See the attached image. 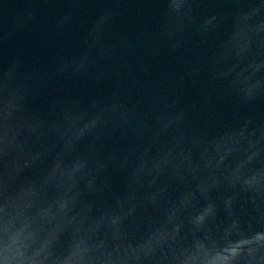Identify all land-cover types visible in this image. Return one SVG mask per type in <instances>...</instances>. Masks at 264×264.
Wrapping results in <instances>:
<instances>
[{
	"label": "water",
	"instance_id": "water-1",
	"mask_svg": "<svg viewBox=\"0 0 264 264\" xmlns=\"http://www.w3.org/2000/svg\"><path fill=\"white\" fill-rule=\"evenodd\" d=\"M0 264H264V0H0Z\"/></svg>",
	"mask_w": 264,
	"mask_h": 264
}]
</instances>
